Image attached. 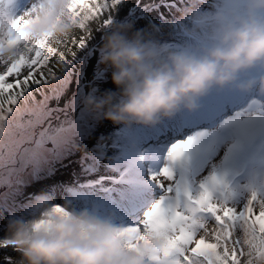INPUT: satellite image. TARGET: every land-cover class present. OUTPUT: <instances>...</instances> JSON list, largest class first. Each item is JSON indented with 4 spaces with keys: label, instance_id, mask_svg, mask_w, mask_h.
<instances>
[{
    "label": "clouds",
    "instance_id": "obj_1",
    "mask_svg": "<svg viewBox=\"0 0 264 264\" xmlns=\"http://www.w3.org/2000/svg\"><path fill=\"white\" fill-rule=\"evenodd\" d=\"M25 31L32 40L50 35L53 43L74 31L68 0H39ZM194 15L195 46L166 43L113 28L101 37L99 62L114 89L85 97L84 106L113 124L153 126L177 112L195 111L210 90H256L264 96V0H209ZM22 48L5 47L14 59ZM239 167L232 170L239 171ZM35 212L9 220L4 239L19 252L17 264H147L155 247L139 239L128 246L122 225L87 210L55 211L37 202Z\"/></svg>",
    "mask_w": 264,
    "mask_h": 264
},
{
    "label": "snow or ice",
    "instance_id": "obj_2",
    "mask_svg": "<svg viewBox=\"0 0 264 264\" xmlns=\"http://www.w3.org/2000/svg\"><path fill=\"white\" fill-rule=\"evenodd\" d=\"M204 2L171 0L166 7L160 5L167 15L151 9L157 11V21H165L163 25L157 24L156 31L173 26L185 30L184 22H192ZM14 3L15 0H0V49H23L12 60L0 56V131L6 114L32 85L47 83L61 73L75 75L81 82H96L103 70L93 62L96 49L89 41L95 30L112 23L113 12L127 13L129 8H135L132 17L141 12L151 15L148 8L139 3L130 5L128 0H68L66 11L75 25L74 31L53 43L50 35L32 40L24 30L31 14L42 7L39 0H32L19 15L10 13ZM94 23L95 29L91 27ZM76 32L81 35L76 36ZM78 52L82 53L80 57ZM223 135L231 139L222 161L226 163L234 150L264 137V100L251 99L226 116L219 130L198 129L173 140L167 145L158 169H147V180L159 189L160 195L142 203H138L141 197L129 201L126 211L133 220L120 223L129 247L139 239L155 244L146 258L147 264H264V195L251 189L243 205L237 207L228 202L224 173L217 170V165L213 164L195 187L182 176L177 177L173 168L175 162L187 156L194 141ZM138 158L143 161L142 152ZM54 208L67 212L61 204H54ZM16 211L15 202L0 201V219L9 218ZM0 249L6 253L2 257L5 264H17L14 256L19 252L4 236L0 237Z\"/></svg>",
    "mask_w": 264,
    "mask_h": 264
},
{
    "label": "rangeland",
    "instance_id": "obj_3",
    "mask_svg": "<svg viewBox=\"0 0 264 264\" xmlns=\"http://www.w3.org/2000/svg\"><path fill=\"white\" fill-rule=\"evenodd\" d=\"M131 1L132 0H128V3L130 4ZM144 1L148 4L151 3V1L148 0ZM206 1L207 4H202V7L209 5V0ZM31 2L32 0H15V3L10 8V13L12 15H19L25 8L30 6ZM123 13L124 12L122 11L113 12L112 19L122 17ZM95 25L96 24L94 23L91 27L93 28ZM116 27L117 26H107L102 28L106 33ZM184 28L185 30H181L175 26L171 28L163 27L160 34L154 31H136L132 33H139L141 36L152 38L161 43L176 45L178 47L195 46L198 42H194V40L197 41L199 39V34L194 33L193 35H188L190 39L184 35L183 31L191 33L189 31L191 28L190 21L184 22ZM96 32L99 31L95 30L93 32L92 39L96 36ZM125 32L131 33V30L127 29ZM79 35H81V33L76 32V36ZM81 55V52L77 53V57H80ZM68 58L70 59L71 57ZM93 62L97 63L98 61L96 58H93ZM103 74L105 75L106 73ZM70 82H72L71 85ZM114 87L115 86L112 84L110 79L109 82L96 81L89 83L88 81L81 82L77 77L73 79L72 75L67 76L61 73L57 76V78L49 80L47 83H41L39 85H32L29 87L23 96L17 100V103L12 106V110L6 114V118L2 121L3 130L0 131V201L3 200L5 195L12 192L10 200L11 202H15L17 211L13 216L5 218L6 220L0 219V223H3L0 225V237L5 236V228L9 220L16 219L19 216L27 217L29 212L34 209L35 204L31 203L29 199L23 201H18V199H16V197L21 194L22 187L26 188L25 184H28L26 183V178L23 175L24 171H26V174L28 172L29 174H36L42 168L52 166L55 162H57L60 159L59 153L62 152V145H57V143H62L64 141L66 134L69 132V129L72 128L73 122L79 114V110L81 114L82 110L86 109L81 116L84 114L86 116L90 112L84 106L85 97L97 96L106 89H114ZM212 90L207 93L206 98L199 99V107L195 111H192L194 114L198 113L202 109L211 107L209 97L213 94ZM228 90H231L232 92V89L228 88L223 91L225 92V95H223L225 101L226 98L227 101L234 98V94L228 92ZM216 92H218V90H216ZM255 94H257L256 90L253 89V94L249 100H251ZM256 98L264 100V96L257 95ZM62 100H64V102L60 103ZM53 109H55V113L52 112ZM90 114H92L91 116L89 115L91 124L94 125V123H96L100 118L92 112H90ZM180 115L181 111L176 113L177 117H180ZM230 115L232 114H228L226 116ZM50 116H52V118L47 121V126H49L50 129L55 130L53 131V134L47 133V129L39 127L43 120H46L47 117ZM222 120L223 119L219 120L215 126H209V123L203 124L191 131L190 134L198 129H208L210 131L219 130ZM102 124H105L106 130L100 138H102L103 135H105V138L101 141L100 147L91 153L89 158L85 159V165L83 168H88L89 166L93 167L98 159L108 160L111 168L105 166L106 160H99L103 162V167L100 169V164L98 163L97 167L99 170H92V172H94H91V175L89 173H84L83 170H76V175L71 180L69 190H66V185L63 186L61 185V182L58 183L57 186L71 196L73 200L72 208L76 211L80 209L89 211L91 208H96L99 201L104 199L106 193L111 192L110 189L115 180L113 178L116 177H120L122 193L124 196H127L129 200L141 197L142 199H140L138 203H142L145 199H151L159 196V189L147 180V169L149 167L153 170L158 169L161 157L166 150L167 145L175 139L183 138L184 136L182 135L184 133L179 134L178 137L177 135L163 136L162 138L159 137L158 139L161 140L159 142H154L146 137L148 136L147 131L158 134V130H152L153 127L151 126H141L137 124H113L108 120H105ZM37 127L39 128L37 129ZM7 140H10V143L7 142ZM27 140L34 142V144H32L34 147L29 144L31 148H26ZM46 141H51L52 143L46 144ZM260 141L261 143L259 146H262L263 149H258V147L255 146V144ZM230 143L231 139L226 135L215 138H200L194 141L190 151L183 160L177 161L173 164V168L177 177L182 176L193 187H195L196 183L207 174L212 165H217V170L224 173L225 185L226 182L230 185V187H226L224 189V193L228 189H232L228 202H231L239 207L243 205L251 189H255L259 194L264 195V178L261 177L264 174L261 168L264 167V137H258L246 144H243L238 149L233 151L226 163H222L225 151ZM97 144L98 143H96V145ZM202 144L205 146L200 151V145ZM96 145H93V148H95L94 146ZM197 149L200 152H198ZM141 152L144 155L142 162H140L138 158V154ZM24 154L26 156H24ZM82 157L84 156H81V158ZM252 158H254L257 166L252 164ZM239 161L244 162V164H250L251 167L240 174L233 173L232 170L237 167L236 165ZM259 164L263 166H260ZM128 166V172L122 174L126 172ZM109 169L112 170V180H109V177H106L98 182V177L101 176L99 172H105L104 175L106 176V172ZM241 178H243V181L237 186V182ZM90 180H95L97 183L91 187ZM98 186H100V189ZM53 188L57 189L56 186ZM74 188L81 190V192L74 194ZM85 189L86 191H83ZM87 189H90V191ZM97 191L98 194H95ZM48 193L49 192L43 191L34 192L33 201L38 198L42 199L44 196L43 198H46V202H49L50 197H48ZM82 194L83 196H86L87 199H91L92 195L96 196V198L92 203L90 200H83L84 204H82V200L76 197L78 196L81 198ZM58 195H60V197L64 196L62 192L58 193ZM120 198L119 189H117L115 193H112V196L106 198L108 203L105 204V207L110 206L112 208H119L125 205L126 208V204L129 201H123ZM51 199H56V196L51 195ZM61 200L62 199L59 198L57 201L61 202ZM110 200H112V202H120L117 204H111ZM63 203H65V200ZM28 205L30 206L28 207ZM100 207L101 206H98L96 208L99 213H96L95 215L100 218L102 216V218L110 219V217H108L109 210L106 214L102 215ZM65 208L66 210H70L68 207ZM111 215L112 213L110 216ZM128 215H130L131 218L132 215ZM120 223L121 222H119V224ZM8 250V252L12 251L11 249ZM5 254V251L0 249V264H5L2 259ZM14 258L18 260L19 254H15Z\"/></svg>",
    "mask_w": 264,
    "mask_h": 264
},
{
    "label": "trees",
    "instance_id": "obj_4",
    "mask_svg": "<svg viewBox=\"0 0 264 264\" xmlns=\"http://www.w3.org/2000/svg\"><path fill=\"white\" fill-rule=\"evenodd\" d=\"M148 1H151V3H149V4L145 3L144 0H132L130 2V5L135 4V3H139V4H141L142 7L148 8L149 11H151V9H158L160 13H164V15H167V13L165 12V7L167 6L168 3L171 2V0H148ZM203 4H207V1L205 0V2ZM160 5H164L165 7H160ZM135 11H136L135 8H129L127 13H125V12L123 13L122 17L112 19V23L109 25V27L110 26L111 27L117 26V27H120V29L124 32H125V30L130 29L131 33L136 32V31H154V32L160 34L162 32L163 28H161L160 31H156L157 24L163 25L165 23V21L163 19H160L159 21H157V15H158L157 11H151L150 16L141 12L138 16L132 17V13ZM154 21H156L157 23H154ZM95 28H96V25L93 27V29H95ZM98 31L99 32H96V36L91 41H89V44L93 48L96 49L93 58L97 59V61H98L97 63L99 65V68L103 70V72L101 74L97 75L96 81L97 82H99V81L100 82H102V81H108L109 82L110 72L107 68H105L99 62L101 37L105 32H104V29L102 27ZM103 73H106L105 74L106 76ZM72 76H73V79H75L76 76L75 75H72ZM73 83H74V81H73ZM71 84H72V82H70V85ZM68 97H70V96H68ZM62 102H64V100H62L60 103H62ZM85 111H86V109H83L81 114ZM52 112L55 113V109H53ZM79 114H80V110H79ZM79 114H78L76 120L73 122L74 129L71 132L73 134V136H71L72 135L71 133L66 134V136L68 135L67 139L64 140L62 143H57V145H62L61 146L62 152L59 153L60 158H75V160H77V159H79V157L82 154L85 158H89L90 154L93 153L97 148L100 147L101 141L105 138V135H103V137L100 138V136L106 130L105 124H102L103 122H105V120L98 119V121L96 123H94V125H92L91 119H90V116L92 114H90V112L86 116H85V114L82 116H81V114L80 115ZM191 115L192 114H188L187 120L191 119ZM53 116H55V115H53ZM51 118H52V116L47 117V119L43 120V122L41 123V125L39 127H42V129H47V131H46L47 133L53 134V131H55V130L50 129V127L47 126V121ZM190 122H192V120L186 121V123H190ZM39 127H37V129ZM184 127H185V125L183 126V128ZM70 130H72V128H70ZM48 143H52V142L46 141V144H48ZM96 143H98V144L96 145ZM26 144H27L26 148H31V146H32V144H34V142H31V140H27ZM93 145H96V146H94L95 148H93ZM32 147H34V145ZM22 155H23V153H22ZM24 156H26V155L24 154ZM61 156H63V157H61ZM79 163L83 164L82 158L79 159ZM54 166H57V164ZM62 166H64V164L59 163L56 169H60ZM42 171L44 172L45 176H50L56 172L55 170L50 171L49 169H43ZM57 171H59V170H57ZM23 175L25 176L27 182H28V179H31L29 181V183L32 182L34 185L33 189H35V190H33L31 188L33 193L36 191V187L46 186V184H39L38 182H36V176L33 177L34 174H29V172L26 174V171H24ZM40 177H43V175H41ZM25 185H26V188L22 187L21 194L16 197V199H18V201L25 200L26 193L30 189V184H25ZM3 220H6V219L3 218ZM2 224L3 223H0V225H2Z\"/></svg>",
    "mask_w": 264,
    "mask_h": 264
},
{
    "label": "bare ground",
    "instance_id": "obj_5",
    "mask_svg": "<svg viewBox=\"0 0 264 264\" xmlns=\"http://www.w3.org/2000/svg\"><path fill=\"white\" fill-rule=\"evenodd\" d=\"M73 129H74V125L72 126V130H70L69 129V132L67 133V134H69V133H71L72 131H73ZM72 134V133H71ZM71 136H73V134L71 135ZM68 137V135L67 136H65V139ZM64 139V140H65ZM2 142V141H1ZM7 142H9L10 143V140H7ZM0 145H1V143H0ZM201 146V149H200V151L203 149V147L205 146V145H200ZM198 150V149H197ZM199 150H198V152H200ZM197 158H199V157H197ZM94 167V166H93ZM93 167L92 166H89L87 169L89 170L88 171V173H91L92 172V169H93ZM85 172V171H84ZM34 177V176H33ZM11 195H12V192H10V193H8L7 195H5V197L3 198V202L4 203H10L11 202V200H10V197H11ZM74 211H76V210H74Z\"/></svg>",
    "mask_w": 264,
    "mask_h": 264
},
{
    "label": "flooded vegetation",
    "instance_id": "obj_6",
    "mask_svg": "<svg viewBox=\"0 0 264 264\" xmlns=\"http://www.w3.org/2000/svg\"><path fill=\"white\" fill-rule=\"evenodd\" d=\"M235 172H238L237 170H235Z\"/></svg>",
    "mask_w": 264,
    "mask_h": 264
}]
</instances>
